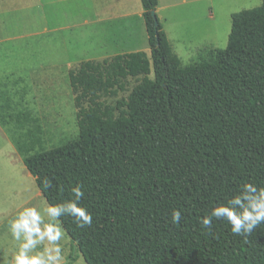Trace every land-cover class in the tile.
Listing matches in <instances>:
<instances>
[{
    "label": "trees",
    "instance_id": "obj_1",
    "mask_svg": "<svg viewBox=\"0 0 264 264\" xmlns=\"http://www.w3.org/2000/svg\"><path fill=\"white\" fill-rule=\"evenodd\" d=\"M139 1L147 53L82 61L67 72L75 138L44 149L38 118L9 105L0 106V126L12 129L48 206L82 187L91 225L59 221L85 264H264V223L247 237L225 220L200 223L243 184L264 187V0L231 15L224 49L186 66L162 25L154 28L158 1Z\"/></svg>",
    "mask_w": 264,
    "mask_h": 264
},
{
    "label": "rangeland",
    "instance_id": "obj_2",
    "mask_svg": "<svg viewBox=\"0 0 264 264\" xmlns=\"http://www.w3.org/2000/svg\"><path fill=\"white\" fill-rule=\"evenodd\" d=\"M158 1L162 8L156 16L182 66L197 63L213 47L224 49L231 15L260 4V0ZM128 4L142 11L139 0ZM113 5L110 0H0V106L9 105L11 111L26 109L37 117L44 149L77 136L67 72L79 62L104 59L98 57L104 52L92 45L101 39L93 31L103 30L106 24L92 26L91 21L111 12ZM129 23L131 34L120 47L125 53H147L142 20L133 18ZM77 34L80 41H74ZM11 135L9 126H0V264H13L19 250L10 222L21 211L35 207L48 220V204L25 169ZM63 233L59 242L62 264H85ZM37 250L42 251L43 245Z\"/></svg>",
    "mask_w": 264,
    "mask_h": 264
},
{
    "label": "clouds",
    "instance_id": "obj_3",
    "mask_svg": "<svg viewBox=\"0 0 264 264\" xmlns=\"http://www.w3.org/2000/svg\"><path fill=\"white\" fill-rule=\"evenodd\" d=\"M41 183L46 189L53 187L51 179L44 178ZM72 193L74 199L47 206V222L35 207L25 208L10 222L12 236L20 242L13 264H62L59 242L64 233L59 218L65 215L73 217L79 228L91 225L93 219L91 213L80 205L84 195L82 187L77 185ZM181 218V211L173 209L171 223L179 224ZM213 219L227 221L234 235L247 237L264 223V187L243 184L226 202L214 206L210 213L204 215L200 223L210 229ZM38 245H43L42 251L37 250Z\"/></svg>",
    "mask_w": 264,
    "mask_h": 264
},
{
    "label": "crops",
    "instance_id": "obj_4",
    "mask_svg": "<svg viewBox=\"0 0 264 264\" xmlns=\"http://www.w3.org/2000/svg\"><path fill=\"white\" fill-rule=\"evenodd\" d=\"M129 1L132 0H110V3H112V5L114 3L112 7L113 8L112 11L106 13L103 17H95L94 19H92L91 21L92 26H97L98 24H101V26H103L104 24H106V26H103L104 27L103 30L97 28V30L93 31L94 33L100 34L101 39L94 42V44L93 41L90 40V44H89V45L93 44L92 45L93 48L104 52V54H101L98 57L107 58L116 55L128 54L123 52L120 45L124 41L126 42L131 34L128 29V27L131 26L129 21L133 20L134 18L135 20L141 19L143 22L142 11L141 12L134 11L133 7H130V5L128 4ZM160 8L162 7L159 6V1H158L155 14ZM77 28H79V25ZM75 29L76 26L74 30ZM72 30L70 31L72 32ZM166 36L168 38L167 33ZM79 37L81 36L77 34V37L74 41L76 40L80 41ZM168 41L170 43L169 38ZM65 42L67 43L66 40ZM84 42L85 44L83 46H86L87 40H84Z\"/></svg>",
    "mask_w": 264,
    "mask_h": 264
},
{
    "label": "water",
    "instance_id": "obj_5",
    "mask_svg": "<svg viewBox=\"0 0 264 264\" xmlns=\"http://www.w3.org/2000/svg\"><path fill=\"white\" fill-rule=\"evenodd\" d=\"M150 15H151V17H152V19H153V23H154V28L156 29L157 27H158V19H157V17H156V14H155V11H151L150 12Z\"/></svg>",
    "mask_w": 264,
    "mask_h": 264
},
{
    "label": "flooded vegetation",
    "instance_id": "obj_6",
    "mask_svg": "<svg viewBox=\"0 0 264 264\" xmlns=\"http://www.w3.org/2000/svg\"><path fill=\"white\" fill-rule=\"evenodd\" d=\"M73 249H75V247Z\"/></svg>",
    "mask_w": 264,
    "mask_h": 264
}]
</instances>
